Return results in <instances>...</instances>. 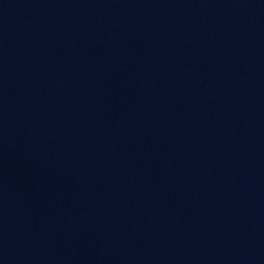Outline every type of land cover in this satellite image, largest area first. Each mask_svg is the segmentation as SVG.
<instances>
[{
	"label": "water",
	"instance_id": "1",
	"mask_svg": "<svg viewBox=\"0 0 264 264\" xmlns=\"http://www.w3.org/2000/svg\"><path fill=\"white\" fill-rule=\"evenodd\" d=\"M0 264H264V0H0Z\"/></svg>",
	"mask_w": 264,
	"mask_h": 264
}]
</instances>
